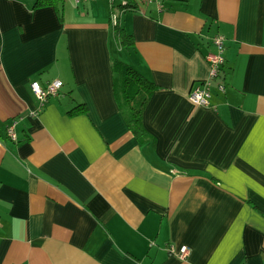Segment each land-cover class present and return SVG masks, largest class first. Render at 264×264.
Listing matches in <instances>:
<instances>
[{
	"label": "crops",
	"instance_id": "1",
	"mask_svg": "<svg viewBox=\"0 0 264 264\" xmlns=\"http://www.w3.org/2000/svg\"><path fill=\"white\" fill-rule=\"evenodd\" d=\"M36 1L0 0V264H264V0ZM116 61L157 87L145 143Z\"/></svg>",
	"mask_w": 264,
	"mask_h": 264
},
{
	"label": "trees",
	"instance_id": "2",
	"mask_svg": "<svg viewBox=\"0 0 264 264\" xmlns=\"http://www.w3.org/2000/svg\"><path fill=\"white\" fill-rule=\"evenodd\" d=\"M66 0H37L35 3V8L48 7V6H58L65 2ZM124 8L136 10L135 0H124ZM117 35L121 39L123 46H132L134 44L133 37L126 33L123 29H117ZM114 68H122L125 71L123 78V96L126 101L129 102V117L128 124L137 138L141 143L147 142L149 138V133L143 126L142 123V113L144 106L147 103L149 94L157 89L156 85L149 82L144 76L138 73L136 70L132 69L128 65L120 61L114 62ZM87 111L84 104L78 105L75 109L69 112V116H75Z\"/></svg>",
	"mask_w": 264,
	"mask_h": 264
},
{
	"label": "built area",
	"instance_id": "3",
	"mask_svg": "<svg viewBox=\"0 0 264 264\" xmlns=\"http://www.w3.org/2000/svg\"><path fill=\"white\" fill-rule=\"evenodd\" d=\"M77 3L82 1L88 0H75ZM146 2H160L161 0H145ZM213 44L215 46L216 52L209 54L207 56V61L210 64L211 72L210 77L208 80L204 81L199 86L195 87L189 94V100L192 104L197 106H208L210 100V87L211 81L216 79L220 71L225 63L224 52H225V45H224V38L222 36H216L213 39ZM31 91L40 102L41 106H43L47 100L51 97H55L58 95L60 89L62 88V82L59 80H54L48 83L46 86H42L39 82H32ZM40 111H34L31 113L33 117H37ZM17 122H14L11 126L7 129V135L12 141H16V134H15V125ZM171 251H174L170 248ZM177 255L184 259L189 255V249L186 246H183L177 252Z\"/></svg>",
	"mask_w": 264,
	"mask_h": 264
}]
</instances>
